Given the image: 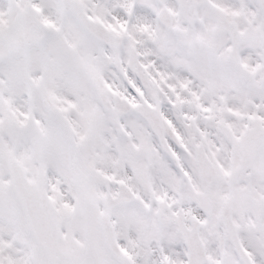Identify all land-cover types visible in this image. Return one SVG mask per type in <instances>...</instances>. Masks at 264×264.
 <instances>
[{"label": "snow or ice", "instance_id": "1", "mask_svg": "<svg viewBox=\"0 0 264 264\" xmlns=\"http://www.w3.org/2000/svg\"><path fill=\"white\" fill-rule=\"evenodd\" d=\"M0 264H264V0H0Z\"/></svg>", "mask_w": 264, "mask_h": 264}]
</instances>
